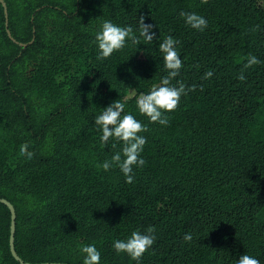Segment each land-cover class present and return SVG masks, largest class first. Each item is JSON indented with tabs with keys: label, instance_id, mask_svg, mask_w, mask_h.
<instances>
[{
	"label": "trees",
	"instance_id": "obj_1",
	"mask_svg": "<svg viewBox=\"0 0 264 264\" xmlns=\"http://www.w3.org/2000/svg\"><path fill=\"white\" fill-rule=\"evenodd\" d=\"M5 2L0 197L17 210L18 255L82 264L78 246L94 243L101 264H235L244 252L264 264V0ZM182 10L204 16L205 30L186 26ZM141 16L156 38L178 41L183 66L172 83L192 86L163 126L135 113V95L167 74L156 38H139ZM103 19L131 26L138 39L98 60L93 36ZM250 55L257 63L247 65ZM115 99L147 125L145 164L131 183L117 167H98L119 144L99 142L93 117ZM22 143L31 160L19 154ZM42 183L47 217L35 198ZM149 227L156 239L139 261L112 248L113 239ZM11 234L12 212L0 204V264H22Z\"/></svg>",
	"mask_w": 264,
	"mask_h": 264
},
{
	"label": "clouds",
	"instance_id": "obj_2",
	"mask_svg": "<svg viewBox=\"0 0 264 264\" xmlns=\"http://www.w3.org/2000/svg\"><path fill=\"white\" fill-rule=\"evenodd\" d=\"M179 15L183 18L185 25L191 29L202 32L207 27L208 21L206 18L194 11L182 10ZM138 23L139 38H142L146 43H151L157 36L156 32L153 31L154 25L145 23L143 16L140 17ZM160 37L161 35L151 45L154 46L158 43L163 68L167 70V74L162 76L158 83H154L148 91L135 95L134 103L136 114L146 117L149 122H156L163 126L169 123L167 114L177 107L181 96L187 95L188 91L192 90V86L186 88L185 84L179 80L175 84L172 83V80L178 77L183 66L182 59L178 53V41L171 35ZM137 39L138 37L133 33L131 26H121L114 23L111 19H103L96 27L93 36L97 59H107L114 51L124 48L129 41L135 44ZM137 56L139 58L147 56L146 50L139 52L135 57ZM246 63L247 65L257 63V57L250 55ZM128 71L131 73L132 70L128 69ZM212 75V71H207L204 73L203 78L207 79ZM238 79L244 80L246 77L241 72ZM136 114L133 111L126 110V100L115 99L103 107H99V111L93 117V126L97 130L99 142L102 145H108L111 142L112 148H116L117 144H119V150L114 151L110 158L102 161L98 167L105 171L117 167L128 183L133 182L134 170L145 164L141 153L144 150L146 137L141 135V133L147 130V125L138 119ZM28 148V143H22L19 146V154L24 156L25 159L31 160L32 153L28 151ZM46 185L47 183L40 185L35 198L40 203L41 210L47 217L44 212L45 207L49 203V200L46 202ZM65 190L67 189L64 188ZM69 198H71V194L65 195L63 201L69 200ZM155 239V231L151 227L145 231L134 229L123 239H113L111 246L116 253H124L132 260L139 261L142 254L153 245ZM192 239L193 235L191 232L184 233V241H191ZM78 251L82 258V264H101V251L94 243L81 244L78 246ZM235 264H260V261L256 256L244 252L235 259Z\"/></svg>",
	"mask_w": 264,
	"mask_h": 264
},
{
	"label": "water",
	"instance_id": "obj_3",
	"mask_svg": "<svg viewBox=\"0 0 264 264\" xmlns=\"http://www.w3.org/2000/svg\"><path fill=\"white\" fill-rule=\"evenodd\" d=\"M0 1L3 2L4 6H5L6 17L8 18V20H7L8 23L7 24H9V20H10L9 8H8L7 3L5 2V0H0ZM22 45L24 47H27V44H22ZM0 204L7 206L12 212V234L10 236V249H11L12 255L14 256V258H16L22 264H38V263H31V262L25 261L16 252V249H15V235L17 234V219H18V215H17L15 207L10 202H8L7 200H3V198H1V197H0ZM41 264H49V263H41ZM51 264H68V263H51Z\"/></svg>",
	"mask_w": 264,
	"mask_h": 264
},
{
	"label": "rangeland",
	"instance_id": "obj_4",
	"mask_svg": "<svg viewBox=\"0 0 264 264\" xmlns=\"http://www.w3.org/2000/svg\"><path fill=\"white\" fill-rule=\"evenodd\" d=\"M133 94H134V92L131 95H133Z\"/></svg>",
	"mask_w": 264,
	"mask_h": 264
}]
</instances>
